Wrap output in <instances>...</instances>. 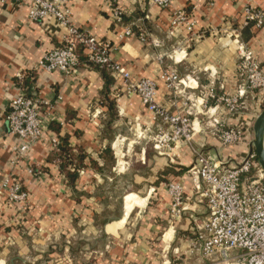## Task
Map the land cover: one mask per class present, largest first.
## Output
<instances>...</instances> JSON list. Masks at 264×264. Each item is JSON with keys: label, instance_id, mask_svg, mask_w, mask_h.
Returning <instances> with one entry per match:
<instances>
[{"label": "crops", "instance_id": "obj_1", "mask_svg": "<svg viewBox=\"0 0 264 264\" xmlns=\"http://www.w3.org/2000/svg\"><path fill=\"white\" fill-rule=\"evenodd\" d=\"M119 5L126 16L145 14L134 22L147 35L146 41L136 31L126 35L130 24H116L105 0L66 4L72 24L110 42L113 59L133 78L156 81V99L162 106L171 113H192L193 139L178 142L174 154L159 153L150 137L167 126L154 120L141 98L129 94L117 80L111 91L117 117L108 130L109 114L100 96L104 81L98 70L80 63L66 76L41 68L44 55L63 45L69 27L52 18L31 20L28 1L15 6L12 0H0V264H178V252L187 255L189 264H207L189 245L196 222L207 215L189 169L198 152L217 153L229 164L244 158L252 146L222 147L213 124L219 119L222 129L242 125L254 137L264 95L248 94V109L230 113L217 98L205 94L237 93L241 49L252 52L264 70V31L245 24L246 8L264 9V0L179 1L171 9L149 0H120ZM180 10L190 13L191 31L186 23L172 24ZM82 57L87 59L84 53ZM173 70L181 80L178 91L163 77ZM27 72L35 73L34 92L54 105L53 122L61 124V131L50 130L30 147L25 161L16 164L19 140L9 131L8 104L18 92L16 80ZM135 132L138 138L128 139ZM54 136H69L72 145L83 148L105 169L100 171L87 160L71 185L59 165L49 161ZM108 147L109 164L101 157ZM132 147L139 148L144 159L135 171ZM32 167L41 175L32 173ZM8 176L22 183L28 192L25 201L9 200L8 190L2 188ZM171 182L181 183L185 190L180 216L172 211L167 189ZM119 186L123 195L113 198L108 190Z\"/></svg>", "mask_w": 264, "mask_h": 264}, {"label": "built area", "instance_id": "obj_2", "mask_svg": "<svg viewBox=\"0 0 264 264\" xmlns=\"http://www.w3.org/2000/svg\"><path fill=\"white\" fill-rule=\"evenodd\" d=\"M28 1L29 18L44 22L52 18L61 25L69 27L63 45L48 51L41 62V68L48 73L60 72L71 76L79 65L78 50L82 46L88 61L100 66L106 65L115 80L125 84L129 94L138 95L153 119H160L167 127L158 128L155 133L154 148L159 153L174 154L173 148L180 141L190 142L193 139L194 126L189 110L185 113H171L156 99L157 83L154 79H135L127 68L116 62L112 57L110 42L98 39L89 32L72 24L71 13L66 6L70 0H12L15 6ZM112 6L113 19L116 24H123L125 15L119 5L120 0H105ZM193 0H149L162 9L173 7L174 3ZM188 25L193 29L190 13L180 10L173 18L172 24ZM253 23L254 27L264 31V9L249 6L245 10V24ZM126 35L134 34L131 25L125 28ZM142 41L146 34L138 32ZM238 75L242 81L234 95L216 94L211 90L205 96L217 98L230 113L248 109L246 98L248 94L264 95V70L252 54L241 49L238 62ZM169 88L178 91L180 78L177 71L164 74ZM21 78V77H20ZM22 79V78H21ZM45 109L47 113H44ZM54 105L44 97L34 92L28 94L27 87H18V92L8 104L7 122L9 131L19 140L16 146L14 163L25 161L32 145L43 139L51 129L54 120L52 110ZM221 121L215 119L213 126L220 135L222 147L234 144L252 146V138L242 125L227 129L220 127ZM60 143L59 137L52 138L53 150ZM35 175H41L39 168H30ZM195 189L206 203L207 215L196 222L193 239L190 242L192 251L200 253L209 259H215L212 264H264V170L253 149L236 164L222 160L217 153L198 152L193 166L189 169ZM8 190L12 202L25 201L28 192L23 189L20 181L8 176L2 185ZM173 201L172 211L180 216L186 199L181 183L171 182L167 185Z\"/></svg>", "mask_w": 264, "mask_h": 264}, {"label": "trees", "instance_id": "obj_3", "mask_svg": "<svg viewBox=\"0 0 264 264\" xmlns=\"http://www.w3.org/2000/svg\"><path fill=\"white\" fill-rule=\"evenodd\" d=\"M142 15L145 16V14L142 13H138L134 17L124 15L123 23L125 22L129 23L133 31L140 33L142 32V28L139 27L138 24L134 21H135V17ZM250 25H253V23H251ZM83 49L84 48L80 46L78 50L80 63H86L90 68L98 70L104 81V85L100 93V96L102 103L107 107V112L109 114V120L107 123L108 124L107 128L109 130L112 126V122L117 117L116 98L111 97V91L115 83V78L106 65L100 66L99 64L88 61L87 59H81L83 58L82 57ZM35 80H36L35 73L27 72L26 75L22 77V79L18 78L16 80V86L27 87L28 94L33 95L34 94L33 84ZM50 129L53 130L55 133L59 134L61 131V124L57 122H52L50 124ZM59 138H60V143L58 144V147L50 153L49 161L59 165L60 171L64 174V176L67 178L68 182L71 185H74V183L78 179L80 170L85 168L86 165H88L86 162L87 160L90 161L91 166H93L94 168L100 171L105 169L104 166L101 167L94 159L89 157L83 148L72 145L69 136H59ZM111 151L112 149L108 147L106 148L104 153H102L101 156L108 164L111 160L110 159Z\"/></svg>", "mask_w": 264, "mask_h": 264}, {"label": "rangeland", "instance_id": "obj_4", "mask_svg": "<svg viewBox=\"0 0 264 264\" xmlns=\"http://www.w3.org/2000/svg\"><path fill=\"white\" fill-rule=\"evenodd\" d=\"M139 132V131H138ZM138 132H135L136 134H134V137H128V139H130V138H135V139H137L138 138ZM157 132V130H154L153 132H152V134H151V136L152 137H150V140H151V143H152V146H154V143H155V137H154V135H155V133ZM140 135H143L142 133L140 134ZM141 138V137H140ZM121 139H122V137H121ZM140 140V139H139ZM121 141V140H120ZM129 140H123V142L122 143H126V142H128ZM253 142H254V137L252 138V149L254 148V146H253ZM140 146H138V147H140L141 148V146H142V144H139ZM137 147V146H136ZM136 147H132V149L130 150V152H129V154H130V156L132 157L131 159L132 160H130L131 161V163H132V165H133V169H134V171L136 170V169H138V168H140L141 167V163H142V161H144V159H142V157H141V153H140V151H139V148H136ZM118 151H119V149H118ZM119 153H120V155H121V152L119 151ZM108 192L109 193H113V198H117V196L119 197L120 195L122 196L123 195V192H124V188H122L121 186H119L118 188H116V189H113V190H108ZM189 244H190V242H189ZM179 254V263L178 264H189V260H186V257H187V255H183V254H180V252H178L177 253V255ZM200 255V254H199ZM201 257H203L204 258V260H203V262L204 263H207V264H212L213 263V261L215 260V259H209V258H207V257H204V256H202V255H200Z\"/></svg>", "mask_w": 264, "mask_h": 264}, {"label": "water", "instance_id": "obj_5", "mask_svg": "<svg viewBox=\"0 0 264 264\" xmlns=\"http://www.w3.org/2000/svg\"><path fill=\"white\" fill-rule=\"evenodd\" d=\"M253 151L264 170V107L254 123Z\"/></svg>", "mask_w": 264, "mask_h": 264}]
</instances>
